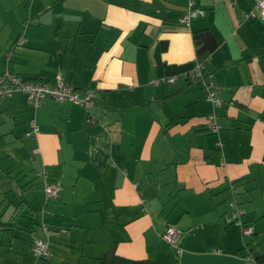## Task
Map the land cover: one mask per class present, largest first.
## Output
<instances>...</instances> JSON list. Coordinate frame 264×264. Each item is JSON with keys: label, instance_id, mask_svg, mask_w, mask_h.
<instances>
[{"label": "crops", "instance_id": "obj_1", "mask_svg": "<svg viewBox=\"0 0 264 264\" xmlns=\"http://www.w3.org/2000/svg\"><path fill=\"white\" fill-rule=\"evenodd\" d=\"M256 1L0 0V78L63 77L96 97L89 112L0 100V264H264ZM191 4L204 16L186 27Z\"/></svg>", "mask_w": 264, "mask_h": 264}, {"label": "built area", "instance_id": "obj_2", "mask_svg": "<svg viewBox=\"0 0 264 264\" xmlns=\"http://www.w3.org/2000/svg\"><path fill=\"white\" fill-rule=\"evenodd\" d=\"M200 16H204V12L198 8H194L191 4V8L186 13V15L181 19V23L186 27H191L194 20ZM260 17L264 19V0H257L255 4V10L250 13V15H246L247 18H256ZM191 74L201 76L200 67L198 66ZM165 82L174 83L175 78L166 79ZM206 85V83H205ZM16 94L26 95L30 101L31 105L37 109L42 105V103L47 98H52L59 102H72L81 105L88 112L93 108L96 97L92 91H86L83 95H81L78 90L73 86L66 84L63 77H58L53 85H48L47 83H43L41 81H33L26 80L17 75L7 74L6 76L0 78V100H9L14 97ZM207 100L212 102L214 105H220L221 100L217 96L215 92L208 91ZM215 118V115H211L209 117L210 121ZM88 122L91 123L93 120L91 118L88 119ZM31 131L27 134V137H36L40 134V129L35 120L30 121ZM210 128L214 133H218L221 129V126L215 122L211 123ZM48 197H56L57 190L53 187H48L46 190ZM241 212H236L233 216L232 220H236L240 223ZM254 234V230L250 227L243 228V236H252ZM182 235V231L173 228L168 230L164 238L171 244L177 245L179 238ZM32 252L38 258H43L45 260H49L53 256V252L51 250L50 245L41 240H34L32 244ZM253 255L250 256V264H254Z\"/></svg>", "mask_w": 264, "mask_h": 264}, {"label": "rangeland", "instance_id": "obj_3", "mask_svg": "<svg viewBox=\"0 0 264 264\" xmlns=\"http://www.w3.org/2000/svg\"><path fill=\"white\" fill-rule=\"evenodd\" d=\"M236 224H237V223H236ZM247 241H248V240H247ZM247 241H246V242H247ZM248 244H249V241H248Z\"/></svg>", "mask_w": 264, "mask_h": 264}]
</instances>
